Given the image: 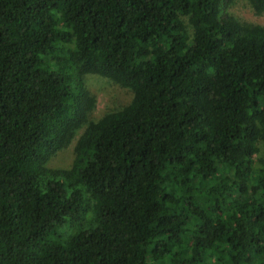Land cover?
<instances>
[{
  "label": "trees",
  "instance_id": "obj_1",
  "mask_svg": "<svg viewBox=\"0 0 264 264\" xmlns=\"http://www.w3.org/2000/svg\"><path fill=\"white\" fill-rule=\"evenodd\" d=\"M233 2L0 0V264H264V26ZM88 76L132 100L90 121Z\"/></svg>",
  "mask_w": 264,
  "mask_h": 264
},
{
  "label": "rangeland",
  "instance_id": "obj_2",
  "mask_svg": "<svg viewBox=\"0 0 264 264\" xmlns=\"http://www.w3.org/2000/svg\"><path fill=\"white\" fill-rule=\"evenodd\" d=\"M227 12L241 23L264 26V13L256 12L247 0H234ZM85 83L90 92L97 97V107L91 114L90 121H97L106 113L127 105L133 98L131 90L100 76H88L85 78ZM83 131L84 129L78 131L70 146L50 159L48 167L53 169L71 168L75 159L74 148ZM160 264L169 263L165 261Z\"/></svg>",
  "mask_w": 264,
  "mask_h": 264
}]
</instances>
